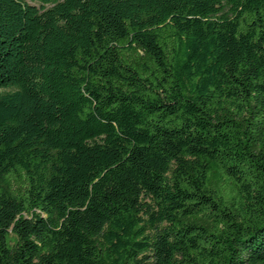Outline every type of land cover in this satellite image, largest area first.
Segmentation results:
<instances>
[{"label": "trees", "instance_id": "1", "mask_svg": "<svg viewBox=\"0 0 264 264\" xmlns=\"http://www.w3.org/2000/svg\"><path fill=\"white\" fill-rule=\"evenodd\" d=\"M0 264H264V0H0Z\"/></svg>", "mask_w": 264, "mask_h": 264}, {"label": "rangeland", "instance_id": "2", "mask_svg": "<svg viewBox=\"0 0 264 264\" xmlns=\"http://www.w3.org/2000/svg\"><path fill=\"white\" fill-rule=\"evenodd\" d=\"M0 92H4V90H1Z\"/></svg>", "mask_w": 264, "mask_h": 264}]
</instances>
